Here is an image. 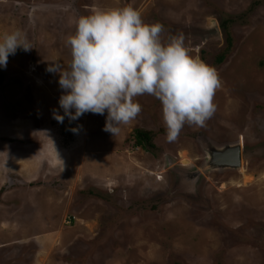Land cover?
<instances>
[{
    "label": "rangeland",
    "instance_id": "rangeland-1",
    "mask_svg": "<svg viewBox=\"0 0 264 264\" xmlns=\"http://www.w3.org/2000/svg\"><path fill=\"white\" fill-rule=\"evenodd\" d=\"M126 6L161 23L162 40L183 35L219 74L214 115L175 142L150 95L116 136L106 111L53 118L65 93L48 69L67 68L74 21ZM244 13L216 65L221 22ZM17 30L32 48L0 66V264H264V0H0V37ZM137 130L152 133L153 153L135 145ZM238 141L240 170L205 165L207 148ZM191 168L203 176L195 193L181 183Z\"/></svg>",
    "mask_w": 264,
    "mask_h": 264
},
{
    "label": "clouds",
    "instance_id": "clouds-1",
    "mask_svg": "<svg viewBox=\"0 0 264 264\" xmlns=\"http://www.w3.org/2000/svg\"><path fill=\"white\" fill-rule=\"evenodd\" d=\"M74 23V34L65 40L71 53L67 68L56 63L48 69L59 74L65 93L59 99L64 115L53 110L57 122L106 111L103 130L116 136L121 125L141 113L135 98L150 95L161 104L167 141L175 142L185 125L203 127L214 115L219 74L189 54L183 35L162 40L164 26L145 23L131 6L98 9ZM18 48L25 52L32 48L19 30L0 37V66L6 67Z\"/></svg>",
    "mask_w": 264,
    "mask_h": 264
},
{
    "label": "water",
    "instance_id": "water-1",
    "mask_svg": "<svg viewBox=\"0 0 264 264\" xmlns=\"http://www.w3.org/2000/svg\"><path fill=\"white\" fill-rule=\"evenodd\" d=\"M208 30L212 32L213 36L218 35V26L215 21L209 23ZM208 34H210L208 32ZM241 141H238L232 145L224 146V147H214L211 146L207 148V161L205 165H208V168L217 169V170H226V169H240L243 161V150L241 148ZM187 165L185 161L183 163ZM202 172L199 169L191 168L190 170H186L185 173H182V185L186 189H190L193 193H195L202 179Z\"/></svg>",
    "mask_w": 264,
    "mask_h": 264
},
{
    "label": "trees",
    "instance_id": "trees-1",
    "mask_svg": "<svg viewBox=\"0 0 264 264\" xmlns=\"http://www.w3.org/2000/svg\"><path fill=\"white\" fill-rule=\"evenodd\" d=\"M248 12H250V11L248 10ZM246 17H247V13H244V15H242V16L228 18V19L224 20L223 22H221L220 27L225 33L226 46L223 49V51H221L215 57L214 63L216 65L222 64L225 61V59L227 58V56L229 55L230 50L232 49L233 39H232L231 32L229 30V27L233 24H236V23L245 24L246 23V20H245ZM3 80H4V76L0 73V85L3 83ZM152 137H153L152 133H150L148 131L137 130L134 133L135 145L138 147H141L143 150H146V151L153 153V151L156 149V147L152 143Z\"/></svg>",
    "mask_w": 264,
    "mask_h": 264
},
{
    "label": "bare ground",
    "instance_id": "bare-ground-1",
    "mask_svg": "<svg viewBox=\"0 0 264 264\" xmlns=\"http://www.w3.org/2000/svg\"><path fill=\"white\" fill-rule=\"evenodd\" d=\"M182 161L184 162L185 160H182ZM188 162H189V161H188ZM241 168H242V165H241L240 169H241ZM240 169H239V170H240ZM244 182H245V183H249L250 180H249L248 178L244 177Z\"/></svg>",
    "mask_w": 264,
    "mask_h": 264
}]
</instances>
